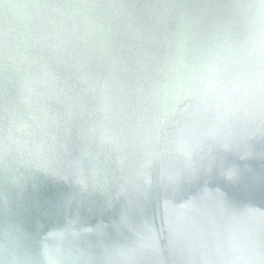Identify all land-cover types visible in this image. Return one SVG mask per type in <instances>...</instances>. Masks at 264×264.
I'll use <instances>...</instances> for the list:
<instances>
[{
    "label": "clouds",
    "instance_id": "clouds-1",
    "mask_svg": "<svg viewBox=\"0 0 264 264\" xmlns=\"http://www.w3.org/2000/svg\"><path fill=\"white\" fill-rule=\"evenodd\" d=\"M46 22L83 46L46 56ZM25 172L119 206L131 238L23 259L8 223L0 264H264V217L233 211L264 195V0H0V182Z\"/></svg>",
    "mask_w": 264,
    "mask_h": 264
},
{
    "label": "water",
    "instance_id": "water-1",
    "mask_svg": "<svg viewBox=\"0 0 264 264\" xmlns=\"http://www.w3.org/2000/svg\"><path fill=\"white\" fill-rule=\"evenodd\" d=\"M210 2L223 4L229 0ZM66 29L70 30L71 25H61L59 22L52 25L45 23L41 29L39 43L46 56L49 53L58 56V53L52 52L54 46L63 47L69 42L83 46V41L79 40L82 35L79 29L75 30V35ZM29 37L30 34L21 39L22 50L26 45L35 43V39ZM52 63L58 70H63L56 65L55 59ZM24 178L27 180L22 181V188L0 182V227L16 223L24 231L26 240L20 250L23 259H41V241L45 239L53 247L58 246L62 250L87 256L98 251L102 242H124L131 238V233L116 227L119 206L116 209L110 208L106 202L101 203L102 198L98 195L81 203L80 189L74 179H64L43 172H25ZM245 179L251 182L259 177L249 176ZM247 205L248 207L238 205L233 211L240 215L264 217V195L259 194V189L257 194L247 201ZM148 222L160 235L164 223L162 211L153 209Z\"/></svg>",
    "mask_w": 264,
    "mask_h": 264
}]
</instances>
